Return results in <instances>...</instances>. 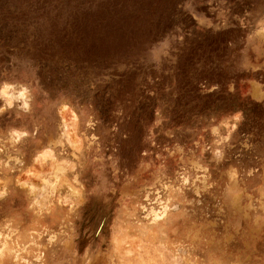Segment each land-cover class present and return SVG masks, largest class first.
I'll list each match as a JSON object with an SVG mask.
<instances>
[{"label":"rangeland","instance_id":"rangeland-1","mask_svg":"<svg viewBox=\"0 0 264 264\" xmlns=\"http://www.w3.org/2000/svg\"><path fill=\"white\" fill-rule=\"evenodd\" d=\"M4 85L0 264H264V0H0Z\"/></svg>","mask_w":264,"mask_h":264},{"label":"bare ground","instance_id":"bare-ground-1","mask_svg":"<svg viewBox=\"0 0 264 264\" xmlns=\"http://www.w3.org/2000/svg\"><path fill=\"white\" fill-rule=\"evenodd\" d=\"M25 92V91H24ZM23 92V93H24ZM9 94L10 95H14L13 93H11V92H9ZM64 116V115H63ZM73 120V119H72ZM74 121V120H73ZM72 121V122H73ZM76 126V125H75ZM74 132V131H73ZM12 138H14V139H16V138H20V136H21V134L22 133H20V132H17V131H13L12 133ZM64 137V139L70 144V142H72V141H70V139H66L65 138V136H63ZM72 139H73V137H72ZM77 141V140H76ZM60 143H64V140H61V141H59ZM80 142H82V141H80ZM82 144V143H81ZM74 145V144H73ZM79 145V144H78ZM76 148V147H75ZM78 149V148H77ZM48 153L50 154V156H52L54 159H56V156H55V153H54V149L53 148H50L49 150H48ZM58 165H61V163H58ZM73 167V166H72ZM59 169L61 170V167H59ZM21 181V180H20ZM23 182H26V181H23ZM50 181H49V179L48 178H44L43 179V183H44V189H46L47 188V186H48V183H49ZM30 189H32V187H29ZM164 210H165V208H164ZM152 212H153V214L155 215V217H154V220H158V219H160L163 215H164V211H162L161 212V214H160V212H158V211H155V210H152Z\"/></svg>","mask_w":264,"mask_h":264},{"label":"clouds","instance_id":"clouds-1","mask_svg":"<svg viewBox=\"0 0 264 264\" xmlns=\"http://www.w3.org/2000/svg\"><path fill=\"white\" fill-rule=\"evenodd\" d=\"M9 87L8 85H4L3 86V89L0 90V95H2L4 98H6L7 100V103L9 105H11V103L13 102V100H23L24 99V93L23 92H20L18 94H15V95H10L9 94ZM24 108H27V104L25 103L23 105Z\"/></svg>","mask_w":264,"mask_h":264}]
</instances>
